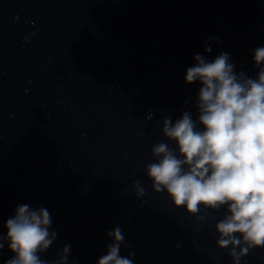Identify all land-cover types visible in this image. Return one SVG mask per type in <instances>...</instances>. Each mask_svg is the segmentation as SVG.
I'll use <instances>...</instances> for the list:
<instances>
[{"label":"clouds","instance_id":"obj_1","mask_svg":"<svg viewBox=\"0 0 264 264\" xmlns=\"http://www.w3.org/2000/svg\"><path fill=\"white\" fill-rule=\"evenodd\" d=\"M194 60L185 83L201 84L198 117L184 111L175 121L163 118L162 135L174 147L163 141L152 147L154 162L146 166V176L155 193H166L175 208L198 223L205 222L208 210L224 209L215 223L216 245L229 249L232 264H240L250 250L264 248V46L254 50L255 78L235 72L228 53L212 61L196 54ZM133 187L137 197L145 195L139 181ZM51 225L46 208L18 205L5 222L7 235H0V250L7 241L14 253L4 264H49L40 254L57 238ZM108 235L112 243L97 264H133L134 253L120 255L125 240L120 226ZM69 255L70 245H65L59 264H67Z\"/></svg>","mask_w":264,"mask_h":264}]
</instances>
